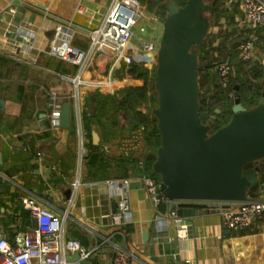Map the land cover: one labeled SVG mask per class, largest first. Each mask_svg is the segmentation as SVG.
<instances>
[{"label":"crops","instance_id":"1","mask_svg":"<svg viewBox=\"0 0 264 264\" xmlns=\"http://www.w3.org/2000/svg\"><path fill=\"white\" fill-rule=\"evenodd\" d=\"M135 1L143 12L141 20H145L143 6L148 5V0ZM112 2L0 0V100L4 102L0 109V154L2 169L12 171L15 182L9 193L0 195L3 209L0 229L4 240L12 243L15 233L31 228L32 219L24 208L26 202H31L63 218L64 238L76 239L87 249L98 246L90 264H111L112 243L134 254L132 264H264V214L253 219L244 230L234 232L226 229L217 207L180 206L194 208L197 214L182 217L191 228L188 239L178 240L172 224L165 231L159 230L155 217L166 208L151 204L140 184L129 190L131 221L121 234L112 233L108 216L116 203L104 181L128 178L131 183H138L140 171L136 162L147 148L143 139L133 149L124 148L123 142L137 129L128 133L123 120H118L123 131L114 128L117 136L106 134L96 124L86 125L85 121L96 113L93 95L118 96L130 83L140 86L142 81L125 78L128 66L122 58L114 59L111 55L89 54L84 65L67 64L47 56L55 23L71 24L77 30L98 29ZM214 3L216 7L212 5L209 13L213 18L208 45L213 51L214 42L221 41L220 49L228 51L227 60L234 75L247 86L257 104L264 93V29L250 25L239 0H214ZM10 4L16 6L13 16L6 11ZM158 18L161 17L149 15L148 22L140 24L143 27L139 31L149 36V44L161 34ZM18 25L34 34L32 48L15 35ZM251 35L257 37V42L250 60L243 62L238 58L237 48ZM131 39L130 50L142 47L137 43V28ZM72 44L85 53L89 50L87 39L79 31L74 34ZM209 74L211 88L214 85ZM49 91H56L62 104L69 103L70 126L66 129L54 130L49 126ZM93 134L97 136L96 143ZM91 146L104 158L101 173L86 165ZM37 153L42 154L41 159ZM255 166L258 183L249 191L251 199L258 196L264 184V160ZM72 258H66L64 264H78Z\"/></svg>","mask_w":264,"mask_h":264},{"label":"water","instance_id":"2","mask_svg":"<svg viewBox=\"0 0 264 264\" xmlns=\"http://www.w3.org/2000/svg\"><path fill=\"white\" fill-rule=\"evenodd\" d=\"M214 0H187L184 6L172 2L157 37L155 80L156 106L151 110L159 135V145L151 163V174L159 180V190L169 201L244 203L258 183V167L264 160V93L252 108L241 105L237 87L229 120L211 131L219 109L207 122L199 118L201 89L198 74L201 60L197 47L205 41ZM206 64V61L204 62ZM209 85L204 87L207 93ZM0 100V109H3ZM70 126L69 103L61 105L60 128ZM94 143L97 136L93 134ZM0 154V195L9 193L13 173L2 169ZM139 183H130V188ZM116 204L113 205L115 210ZM3 209H0V212ZM180 217H191L197 210L180 207ZM36 228V220L31 221ZM78 264L77 254L72 258Z\"/></svg>","mask_w":264,"mask_h":264},{"label":"built area","instance_id":"3","mask_svg":"<svg viewBox=\"0 0 264 264\" xmlns=\"http://www.w3.org/2000/svg\"><path fill=\"white\" fill-rule=\"evenodd\" d=\"M245 18L254 28L264 29V0H239ZM7 13L13 16L16 6L10 4ZM143 12L135 0H113L109 7L105 21L98 29H75L67 23H55L48 43L47 56L67 64L84 65L89 54L111 55L114 59L124 58L127 53L128 40L132 30L138 23ZM82 33L88 41L89 50L83 52L73 46L72 40L76 32ZM16 34L25 40L32 48L34 34L24 31L20 25L16 27ZM5 36L3 35V38ZM257 42V37L251 35L237 48L239 60L248 62ZM16 60V52L13 51ZM19 61V60H18ZM217 81L223 91H228L233 69L224 55L216 63ZM228 96L233 98V93ZM61 101L56 91L48 93L49 126L51 129L60 128ZM141 130L123 142L124 148L133 149L142 142ZM85 150H82L81 153ZM41 159L42 154L37 153ZM137 169L140 176L136 179L143 187L147 199L155 207L164 206L163 212L155 217L159 230L165 231L173 225L178 240L189 237L190 223L178 215L180 206H198L203 209L217 207L223 215L226 229L239 232L247 228L251 221L264 214V184L257 197L244 203H227L222 205L215 202H181L169 201L159 190V180L144 173L142 159H138ZM131 179H108L104 181L111 198L115 200L116 208L108 216V224L113 234H121V230L131 221L129 190ZM24 208L29 211L31 219L36 220V228H29L24 232L15 233L12 243L4 240L0 229V264H64L65 259L75 254L80 261H90L93 249L85 248L78 240L63 237V218L47 211L31 202H26ZM170 240V239H169ZM105 241L109 242L108 239ZM114 252L111 264H132L135 256L124 250L120 244L112 243Z\"/></svg>","mask_w":264,"mask_h":264},{"label":"trees","instance_id":"4","mask_svg":"<svg viewBox=\"0 0 264 264\" xmlns=\"http://www.w3.org/2000/svg\"><path fill=\"white\" fill-rule=\"evenodd\" d=\"M187 0H148V10L152 11L155 7L160 10V17H164L167 12V6L174 2L177 6H184ZM214 11V9H213ZM205 41L200 47H197V55L201 60V71L207 69L210 66H216V63L219 60V57L224 54V56L228 57V51H223L219 47H216L213 59H208L210 57V45L205 46ZM204 49V50H203ZM199 50H203V54L199 52ZM227 55V56H226ZM206 61V64L204 63ZM212 62L210 64V62ZM229 61V60H228ZM209 64V65H208ZM126 71L130 78H136L142 81V85L137 87H126L123 88L118 96H101V95H93L91 97V101L96 105V113L93 117L86 118L87 123L96 124L100 129H103L104 132L112 136H117L115 129L123 131L119 126V119L123 120L126 125V130L130 133L133 130H140L143 136L144 144L147 148V152L140 158L144 164V173L152 176L155 179H158L156 176L151 174V163L155 158V150L159 145V135L156 129V123L151 114L142 113L138 106L147 99L150 102L156 101V93L154 91V87L149 85V78L147 73L140 70L136 65L129 66ZM209 73L203 74L202 79L204 82V87L209 83ZM234 86L237 87L236 92L238 94L239 101L241 105L247 109L252 108L256 104V99L253 94L250 93L249 89L246 85L242 84L239 76H233L231 78L230 85L228 87V91H223L220 89V98L214 102L220 106V113L216 115V119L211 125V131L218 129L223 126L231 116V107L233 99L228 98L229 93H233ZM216 88V87H215ZM151 89L154 93L153 96L147 97V92ZM201 96L199 99L200 103V111L199 118L202 122H207L211 115H214V110L211 107V104L207 102L206 99H203V91H201ZM212 108V109H211ZM212 110V111H211ZM203 116L207 117V121H204ZM93 149L90 150L87 155V167H91L95 172H102L105 167L104 158L100 151H97L96 147L91 146ZM138 162V160H137ZM136 162V164H137ZM102 175V174H101Z\"/></svg>","mask_w":264,"mask_h":264},{"label":"rangeland","instance_id":"5","mask_svg":"<svg viewBox=\"0 0 264 264\" xmlns=\"http://www.w3.org/2000/svg\"><path fill=\"white\" fill-rule=\"evenodd\" d=\"M214 7H216L215 3L212 4ZM146 10H145V20H141V18L138 19V23L137 25L135 26V28H137V43H139L140 45H142V47H139L137 49V51H133V50H130L129 49V46H130V43L132 42V39L131 37L129 38L128 40V46H127V49L126 50H130L129 54H126V56L121 59L123 61V63L125 64V66L129 67L131 65H136L140 70L144 71L147 73V76L149 78V85L150 86H153V83H154V80H155V68H156V51H157V48H158V44H157V41L155 40L153 43H147L149 41V36L141 33L139 31V28L141 29V26L140 24L141 23H147L148 21V17L149 15L150 16H153V15H159L161 14L160 10L157 9V7H155L154 9H152V11H147V8H148V5H145L143 6ZM150 12V14L148 13ZM207 17L209 19V21L211 22L212 20V16L209 15V13L207 14ZM154 18V17H152ZM151 18V19H152ZM146 28V26H144ZM135 28H133L132 32L134 33L135 32ZM144 28V29H145ZM146 31V29H145ZM209 37H210V34H209ZM206 37L205 39V46L207 47L208 45V40L210 41V38ZM144 44V45H143ZM220 44L221 41H215L214 44H213V48L216 49V47H220ZM204 46V48H205ZM204 50V49H203ZM203 50H199V52L201 54H203ZM210 57L208 59H213L214 57V53H215V50L212 51V48H210ZM122 61H119V62H122ZM210 62V61H209ZM212 62H210L211 64ZM201 65V64H200ZM209 65V64H208ZM203 67V65H201ZM127 67V68H128ZM206 71H208V73H211L212 74V78H213V87H209V90L207 93L204 92V82H203V79H202V76L204 73H206ZM128 72L125 71V74H124V77L125 78H128V79H132L129 77V75L127 74ZM135 80H139V79H136V78H133ZM198 82H199V86H200V89L201 91H203V99H206L207 102H209L211 104V107L213 109H219L220 110V106L217 104V103H214L216 102L220 97V85L218 84V81H217V70H216V67L214 66H210V67H207V69L205 70H202L199 72L198 74ZM128 87H137V86H133V83H130V85H128ZM216 87V88H215ZM155 91V90H154ZM153 92L151 91V89L147 92V97L149 96H153ZM114 95H116V93H114ZM228 98L230 99H233L232 97L228 96ZM233 105V102L232 104ZM156 106V101L154 102H150L148 99L146 101H143L139 106H138V109L143 111V113H147V114H151V110ZM211 108V109H212ZM212 111V110H211ZM203 119L204 121H207V117L203 116Z\"/></svg>","mask_w":264,"mask_h":264}]
</instances>
